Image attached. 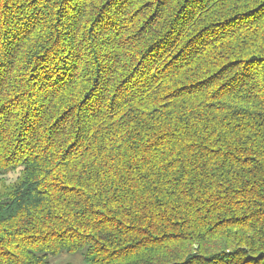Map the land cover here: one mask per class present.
<instances>
[{
    "label": "trees",
    "instance_id": "obj_1",
    "mask_svg": "<svg viewBox=\"0 0 264 264\" xmlns=\"http://www.w3.org/2000/svg\"><path fill=\"white\" fill-rule=\"evenodd\" d=\"M0 177V264H264V0H0Z\"/></svg>",
    "mask_w": 264,
    "mask_h": 264
},
{
    "label": "rangeland",
    "instance_id": "obj_2",
    "mask_svg": "<svg viewBox=\"0 0 264 264\" xmlns=\"http://www.w3.org/2000/svg\"><path fill=\"white\" fill-rule=\"evenodd\" d=\"M61 4H63V2ZM63 6L66 7V4H64ZM57 22H59V21H57ZM57 28H58V26H57ZM18 176H19V171H14V172H9L8 174H6L4 176V178L0 177V192H2V189H1L2 180H1V178L4 179L5 183H12L18 178ZM65 263L84 264L82 254H80L79 252L78 253H61L55 257L49 258V264H65Z\"/></svg>",
    "mask_w": 264,
    "mask_h": 264
}]
</instances>
